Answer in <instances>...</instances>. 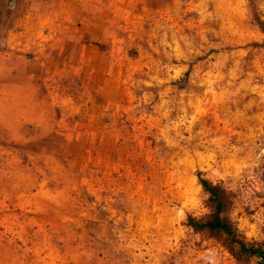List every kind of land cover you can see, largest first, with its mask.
Masks as SVG:
<instances>
[{
	"label": "rangeland",
	"instance_id": "374dc122",
	"mask_svg": "<svg viewBox=\"0 0 264 264\" xmlns=\"http://www.w3.org/2000/svg\"><path fill=\"white\" fill-rule=\"evenodd\" d=\"M44 1L0 0V264H259L186 221L202 172L264 241V0H101L66 38Z\"/></svg>",
	"mask_w": 264,
	"mask_h": 264
},
{
	"label": "trees",
	"instance_id": "16d2710c",
	"mask_svg": "<svg viewBox=\"0 0 264 264\" xmlns=\"http://www.w3.org/2000/svg\"><path fill=\"white\" fill-rule=\"evenodd\" d=\"M198 179L208 194L210 212L201 217L189 215L186 224L196 232H205L221 240L237 260L256 257L259 264H264V241L249 242L227 215L231 201L230 192L222 184L206 178L202 172L198 173Z\"/></svg>",
	"mask_w": 264,
	"mask_h": 264
},
{
	"label": "crops",
	"instance_id": "0c3cea01",
	"mask_svg": "<svg viewBox=\"0 0 264 264\" xmlns=\"http://www.w3.org/2000/svg\"><path fill=\"white\" fill-rule=\"evenodd\" d=\"M35 4H43V2H45L44 0H34ZM106 2H108V0H106ZM109 2H111V0H109ZM55 5H57V8L55 9L53 6V10H52V18L56 19L57 22V28H58V32L63 36V38H66L68 35V33L70 32V34L72 33V30H69V25L70 22H74V20H72L71 15L73 14H69V11H71V8H73V12L75 11V15L79 12H81L82 8L86 6H91L93 8H97V12H98V8L102 7L101 6V0H55L54 1ZM45 10V8H43ZM43 12V11H42ZM41 11L34 13V16L37 14H42ZM44 14V13H43ZM25 15V14H24ZM31 14L26 15L27 17L30 16ZM45 15H50L49 10L47 11V13ZM73 15V16H75ZM51 16V15H50ZM25 22V28L26 31H28L30 28V26L32 24H36V25H44V23H46L45 21H47V25H49L51 23V20L49 18L47 19H37L35 17H33L32 20H23ZM53 22V20H52ZM37 26V27H39ZM76 31L74 30V33ZM26 101H28V97L26 98Z\"/></svg>",
	"mask_w": 264,
	"mask_h": 264
}]
</instances>
